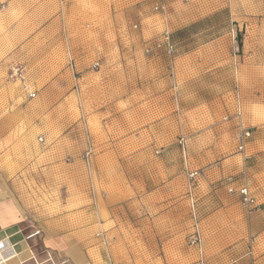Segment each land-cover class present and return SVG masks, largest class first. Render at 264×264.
Segmentation results:
<instances>
[{
    "label": "rangeland",
    "instance_id": "obj_1",
    "mask_svg": "<svg viewBox=\"0 0 264 264\" xmlns=\"http://www.w3.org/2000/svg\"><path fill=\"white\" fill-rule=\"evenodd\" d=\"M116 1L122 16L96 35L108 71L95 100L81 87L75 101L28 102V139L0 152V172L34 222L96 264H198L202 245L231 264L238 206L264 205V0ZM230 160L257 161L253 204Z\"/></svg>",
    "mask_w": 264,
    "mask_h": 264
},
{
    "label": "crops",
    "instance_id": "obj_2",
    "mask_svg": "<svg viewBox=\"0 0 264 264\" xmlns=\"http://www.w3.org/2000/svg\"><path fill=\"white\" fill-rule=\"evenodd\" d=\"M121 16L116 0H0V152L18 150L28 139L22 132L28 102L75 101L81 97V87L85 102L95 100L91 88L105 84L108 71L101 58L107 50L95 46L96 35L102 37L108 23ZM17 72L19 79H15ZM3 159L0 155V162ZM255 161H228L230 167H239L229 175H242L247 185L241 187L250 191L254 187L247 179L259 174L251 169ZM9 183L11 178L0 172V247L6 244L5 250L12 254L1 264H96L74 236L34 222ZM254 197H264V191ZM240 207L245 231L231 249L237 257L230 262L264 264V205L253 210ZM199 252L198 264L217 261V257L206 260L203 245Z\"/></svg>",
    "mask_w": 264,
    "mask_h": 264
},
{
    "label": "built area",
    "instance_id": "obj_3",
    "mask_svg": "<svg viewBox=\"0 0 264 264\" xmlns=\"http://www.w3.org/2000/svg\"><path fill=\"white\" fill-rule=\"evenodd\" d=\"M166 0H157L156 4L154 5V9L155 11H162L165 9L166 6ZM166 41H167V49H168V53H172L174 51V46L172 45V43L170 42V36L169 34H166L165 37ZM16 75L19 76L18 72L16 73ZM20 78L23 79V77L20 75ZM35 95L32 94L31 97H34ZM250 134L249 133H245L243 135V137L239 140V150L243 151L244 150V141L245 139H247V137H249ZM232 191V190H231ZM240 195L243 197V200L246 204H253L255 202V199L253 198V196L251 195L250 190L247 187H243L239 190ZM6 244H2L0 249L4 252L5 255H7V257L3 260L6 261V259H9V257L12 255L11 251L9 249H6ZM105 264H118V263H114L111 261H107Z\"/></svg>",
    "mask_w": 264,
    "mask_h": 264
},
{
    "label": "bare ground",
    "instance_id": "obj_4",
    "mask_svg": "<svg viewBox=\"0 0 264 264\" xmlns=\"http://www.w3.org/2000/svg\"><path fill=\"white\" fill-rule=\"evenodd\" d=\"M0 256H1V260H0V261H3V260H4V259L7 257V255H5V254H4V252H3V253H1V255H0ZM0 264H1V263H0Z\"/></svg>",
    "mask_w": 264,
    "mask_h": 264
}]
</instances>
